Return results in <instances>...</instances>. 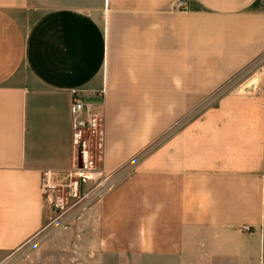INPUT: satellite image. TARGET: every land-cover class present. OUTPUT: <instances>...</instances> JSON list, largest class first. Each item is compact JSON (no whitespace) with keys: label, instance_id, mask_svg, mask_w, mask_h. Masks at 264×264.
Here are the masks:
<instances>
[{"label":"crops","instance_id":"crops-1","mask_svg":"<svg viewBox=\"0 0 264 264\" xmlns=\"http://www.w3.org/2000/svg\"><path fill=\"white\" fill-rule=\"evenodd\" d=\"M73 90L116 179L81 250L264 264V0H0V252L43 232L42 174L72 169Z\"/></svg>","mask_w":264,"mask_h":264},{"label":"rangeland","instance_id":"rangeland-1","mask_svg":"<svg viewBox=\"0 0 264 264\" xmlns=\"http://www.w3.org/2000/svg\"><path fill=\"white\" fill-rule=\"evenodd\" d=\"M245 76L247 72L238 80L245 82L248 78ZM88 135L86 132L84 136L85 139H89L87 147L89 162L98 167L96 161L98 137L94 134ZM158 144L157 138L146 150L137 154L134 161H142L150 151L158 147ZM91 188V184H81L77 186L75 192L73 186H57L51 195V203L44 201L43 232L17 251L0 252V264H168L167 261H128L124 257L119 259L118 255H113L110 251H102V255L96 257L93 255L95 251L81 250L79 239L81 214L97 201H91L88 196Z\"/></svg>","mask_w":264,"mask_h":264},{"label":"built area","instance_id":"built-area-1","mask_svg":"<svg viewBox=\"0 0 264 264\" xmlns=\"http://www.w3.org/2000/svg\"><path fill=\"white\" fill-rule=\"evenodd\" d=\"M177 9H184V3L178 1L175 3ZM73 98L70 107L71 123L73 130V142L76 152V159L72 165V169L64 174V177L58 179L51 172L43 173L40 179V190L44 201L51 203V195L58 186H73L76 192L77 186L91 184L92 188L88 196L91 201L100 200L114 186L116 179L113 175L105 174L99 167L89 162L90 155L87 150L89 139H85L88 132L97 135L99 138L102 128L103 117L99 112V105L86 102L78 95L77 90L72 91ZM88 135V136H89ZM80 157L81 166H78V158ZM65 180V181H64ZM76 196V194H74ZM85 198V196H83ZM83 198V199H84ZM242 230L249 232L247 227Z\"/></svg>","mask_w":264,"mask_h":264},{"label":"water","instance_id":"water-1","mask_svg":"<svg viewBox=\"0 0 264 264\" xmlns=\"http://www.w3.org/2000/svg\"><path fill=\"white\" fill-rule=\"evenodd\" d=\"M78 166H81V160H80V157L78 158Z\"/></svg>","mask_w":264,"mask_h":264}]
</instances>
